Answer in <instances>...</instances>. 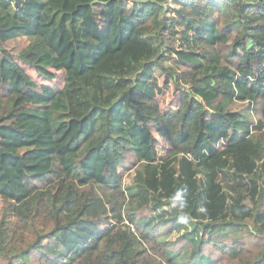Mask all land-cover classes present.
I'll return each instance as SVG.
<instances>
[{
	"label": "trees",
	"instance_id": "16d2710c",
	"mask_svg": "<svg viewBox=\"0 0 264 264\" xmlns=\"http://www.w3.org/2000/svg\"><path fill=\"white\" fill-rule=\"evenodd\" d=\"M263 61L264 0H0V264H264Z\"/></svg>",
	"mask_w": 264,
	"mask_h": 264
},
{
	"label": "rangeland",
	"instance_id": "374dc122",
	"mask_svg": "<svg viewBox=\"0 0 264 264\" xmlns=\"http://www.w3.org/2000/svg\"><path fill=\"white\" fill-rule=\"evenodd\" d=\"M102 7V5H100ZM172 6V5H171ZM99 20L101 21V18L99 17ZM27 43V40L26 38H16V39H12L10 41H8V43L6 44V46L9 48V51H13L14 53H16L17 51H19L23 46H25ZM17 61H19L18 59H16ZM20 65L25 69V71L33 78L36 80V82L39 84V85H49V86H53V85H57L58 87H61L62 84H63V71H54L55 72V76L54 78L52 79H48V78H44V77H41L37 74V72L34 70L33 67L19 61ZM180 67H184V65H181ZM157 75H158V80H159V83L162 84L163 87H166V85H164V79H165V75L163 73H158L157 72ZM179 97H180V94H179V91H176L173 89V86H167L166 87V92L164 95H158V100H159V103H160V106H161V109L163 112H169L171 111L172 109H175L176 107H178V104H179ZM158 146L161 145V138L158 137ZM26 150V148H21V150ZM159 152L160 154H163L164 153V150L162 149H159ZM124 166L122 165L120 168H119V171L122 175V178H123V182L124 184L125 183H128L130 178H131V175L134 171V163L135 161L133 160V158L131 159V157L129 156V154L127 155V158H126V161H124ZM46 182V179H37L36 180V183L40 184V186H42L43 184H45ZM5 203L3 202V200H0V217L2 215V209L4 207ZM146 210H143L142 213H145ZM102 228H105V227H102ZM174 236V237H173ZM171 237H173L172 239H175L176 235H173ZM255 240L257 241V239L255 238ZM254 240V241H255ZM258 242V241H257ZM32 264H37V261L34 257H31L30 258ZM11 264H23L19 258L17 259H13L11 261Z\"/></svg>",
	"mask_w": 264,
	"mask_h": 264
},
{
	"label": "built area",
	"instance_id": "2783aa9c",
	"mask_svg": "<svg viewBox=\"0 0 264 264\" xmlns=\"http://www.w3.org/2000/svg\"><path fill=\"white\" fill-rule=\"evenodd\" d=\"M262 66H264V62H263V64H262Z\"/></svg>",
	"mask_w": 264,
	"mask_h": 264
},
{
	"label": "clouds",
	"instance_id": "9594fccd",
	"mask_svg": "<svg viewBox=\"0 0 264 264\" xmlns=\"http://www.w3.org/2000/svg\"><path fill=\"white\" fill-rule=\"evenodd\" d=\"M264 62V61H263Z\"/></svg>",
	"mask_w": 264,
	"mask_h": 264
}]
</instances>
